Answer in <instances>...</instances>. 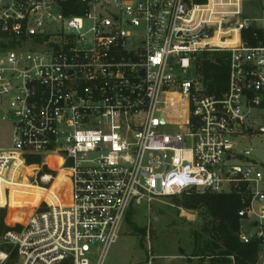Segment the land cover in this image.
I'll return each mask as SVG.
<instances>
[{"label":"built area","instance_id":"2783aa9c","mask_svg":"<svg viewBox=\"0 0 264 264\" xmlns=\"http://www.w3.org/2000/svg\"><path fill=\"white\" fill-rule=\"evenodd\" d=\"M246 1L0 0V208L40 169L27 155L68 179L65 196L40 176L54 200L0 236V264H104L133 202L190 190L238 194L239 238L264 264V162L236 151L264 135V0L259 17ZM206 52L229 54L220 93L200 79Z\"/></svg>","mask_w":264,"mask_h":264},{"label":"rangeland","instance_id":"374dc122","mask_svg":"<svg viewBox=\"0 0 264 264\" xmlns=\"http://www.w3.org/2000/svg\"><path fill=\"white\" fill-rule=\"evenodd\" d=\"M244 10L254 17H259L261 14L260 3L257 0H247ZM240 141L241 144L236 147L238 153L249 151L248 156L251 159L264 162V135L258 133ZM10 142V125L0 123V148L9 147ZM235 162L242 163L239 160ZM42 163H36L40 169L24 168L18 178L15 176L16 183L27 182L29 184L28 187L23 186L27 189L24 192H22L24 189L22 187H14L12 191H16L23 200L35 203V206L22 205L20 207L22 215L25 216L20 222L25 223L27 218L37 210L36 206L42 197H47L50 201L54 200L52 193L43 188L30 186V184L42 187L45 185L40 177ZM59 172L55 171L54 179ZM62 178L65 177L60 174L57 179L64 184L66 181ZM54 179L46 185L56 191L60 190L66 196L68 185L54 188L53 186H57ZM34 192H36L35 195L39 193L38 200L33 198ZM8 195L7 192V199ZM169 196L172 195L154 196L139 203L133 202L129 206L119 236L109 248L104 264H197V260L191 259L189 255L192 244L190 229L200 224L197 213L179 205L176 198L181 194H174V198ZM6 208L9 212V206ZM143 230L145 233L142 232Z\"/></svg>","mask_w":264,"mask_h":264},{"label":"trees","instance_id":"16d2710c","mask_svg":"<svg viewBox=\"0 0 264 264\" xmlns=\"http://www.w3.org/2000/svg\"><path fill=\"white\" fill-rule=\"evenodd\" d=\"M201 1V0H200ZM65 15L80 13L78 7L65 8ZM229 54L226 52H206L201 55L198 63V72L207 91L220 93L224 91L228 83ZM27 164L42 163L40 155L30 154L26 157ZM41 174L55 171L44 165ZM27 190L23 189L22 192ZM36 192L33 198L40 197ZM174 198V196H169ZM179 205L196 211L200 224L192 226L190 258L196 259L197 264H255L261 245L259 242L244 243L239 238L240 217L238 210L242 207L241 198L236 193L198 192L190 190L181 193L176 198ZM3 190L0 191V204L5 203ZM10 204L15 206L31 205L35 203L25 201L16 191H11ZM20 207L0 208V236L7 230L21 229V224L11 226L16 221H23L25 216ZM28 207V206H26ZM8 214V215H7ZM145 233V230L142 231ZM5 246L0 245V249ZM8 249L11 247L8 246Z\"/></svg>","mask_w":264,"mask_h":264},{"label":"bare ground","instance_id":"6f19581e","mask_svg":"<svg viewBox=\"0 0 264 264\" xmlns=\"http://www.w3.org/2000/svg\"><path fill=\"white\" fill-rule=\"evenodd\" d=\"M66 170H60V172H59V174H58V176L60 175V174H63L64 175V177L65 178H62V179H64L66 182L63 184V183H61V181H58V176L55 178V181L54 182H56L55 184H57V186H53L54 188H57V187H63V186H67L68 185V179H67V177H66ZM28 184L29 183H27V182H20V183H15L14 184V186H13V188L14 187H22V188H24L23 186H25V187H28ZM30 186L31 187H39V188H43L44 190H46L47 192H49V193H52V191H53V189H49V188H45V187H42V186H39V185H34V184H30ZM0 190H3L2 189V187L0 186ZM5 196V195H4ZM5 201H7V199H6V197H5ZM6 203V202H5ZM9 206H11V207H20V206H15V205H12V204H10ZM25 206H29V205H25ZM35 206V205H34Z\"/></svg>","mask_w":264,"mask_h":264},{"label":"water","instance_id":"95a60500","mask_svg":"<svg viewBox=\"0 0 264 264\" xmlns=\"http://www.w3.org/2000/svg\"><path fill=\"white\" fill-rule=\"evenodd\" d=\"M260 129L264 131V126H261Z\"/></svg>","mask_w":264,"mask_h":264}]
</instances>
